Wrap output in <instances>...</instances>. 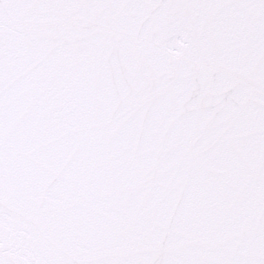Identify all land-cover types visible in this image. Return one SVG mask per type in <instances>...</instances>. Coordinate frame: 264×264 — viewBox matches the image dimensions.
Segmentation results:
<instances>
[{
    "label": "snow or ice",
    "instance_id": "snow-or-ice-1",
    "mask_svg": "<svg viewBox=\"0 0 264 264\" xmlns=\"http://www.w3.org/2000/svg\"><path fill=\"white\" fill-rule=\"evenodd\" d=\"M0 264H264V0H0Z\"/></svg>",
    "mask_w": 264,
    "mask_h": 264
}]
</instances>
